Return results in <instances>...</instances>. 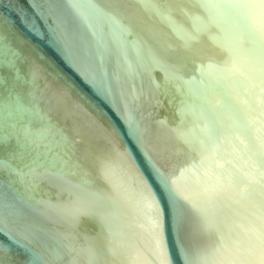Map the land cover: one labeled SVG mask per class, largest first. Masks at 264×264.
Listing matches in <instances>:
<instances>
[{
    "label": "snow or ice",
    "instance_id": "obj_1",
    "mask_svg": "<svg viewBox=\"0 0 264 264\" xmlns=\"http://www.w3.org/2000/svg\"><path fill=\"white\" fill-rule=\"evenodd\" d=\"M135 4L166 23L179 46L147 28L132 0H0V264H63L70 246L59 224L73 222L85 209L98 211L107 236L72 264H264V0ZM212 30L224 59L207 78L183 81L191 98L186 110L198 122L196 136L185 142L198 161L182 169L181 183L154 163L142 111L124 91L122 73L140 76L160 67L180 79L200 54L195 48L200 36ZM45 48L118 114L142 150L162 197H152L142 231L131 227L130 213L119 201L86 188L85 181L72 184L41 159L47 155L42 149L50 147L49 134L66 142L62 131L53 129L51 112L39 108L44 97L35 91V81L41 71L107 123ZM258 93L259 105L253 101ZM252 115L259 117L256 133ZM37 119L48 122L34 133ZM44 181L59 195L67 192L71 206L37 199ZM194 223L209 235L207 244L195 242ZM169 230L175 240L171 251L164 242ZM114 243L128 259L115 258Z\"/></svg>",
    "mask_w": 264,
    "mask_h": 264
},
{
    "label": "water",
    "instance_id": "obj_2",
    "mask_svg": "<svg viewBox=\"0 0 264 264\" xmlns=\"http://www.w3.org/2000/svg\"><path fill=\"white\" fill-rule=\"evenodd\" d=\"M98 2L103 3V0ZM132 2L134 10L147 28L161 34L173 46H179L180 41L171 33L166 23L157 17H150L135 4V0ZM198 14L204 15L202 12ZM177 19L186 26L190 25L187 17L178 15ZM215 35V30H212L200 36L199 42L195 44L200 54L182 69L180 79L171 78L160 67L140 76L122 73L124 91L133 106L142 111V125L146 129V138L150 141L147 146L156 154L154 163L164 172L173 173L181 183L185 180L182 169L198 161V156L185 142L196 136L198 122L192 112L186 110L185 102H190L191 98L187 95L183 81L191 80L193 76L197 79L207 78L216 73L224 54L217 47ZM45 53L71 79L82 96L105 114L107 123L77 95L66 93L59 81L41 71L35 81V91L44 97L39 108L44 113L51 112L50 123L53 129L61 130L66 138L64 142L59 136L49 134L45 143L50 147L42 149L47 151V155L41 159L54 165V170L65 173L72 184L85 181L86 188L119 201L130 213L131 227L137 232L142 231L141 225L148 220L145 213L152 210V197L162 199L158 182L152 175L142 150L128 136L127 128L118 114L52 50L45 48ZM253 101L260 104L259 93ZM249 121L257 125L253 132H259V117L252 115ZM47 122L37 119L32 125L33 132L38 133ZM232 151L233 155L240 156L238 151ZM35 196L37 199L50 198L53 202L66 206H71L73 199L67 192L59 195L47 181L37 186ZM161 207L165 205L162 203ZM59 228L66 234L65 243L70 246V251L66 250L63 264H72L74 257L90 245L96 244L101 236H107L98 211L87 209L81 211L71 223L60 222ZM191 231L196 243H208L209 235L195 223ZM164 242L170 251L174 250L175 240L170 230L165 233ZM113 247L117 260L129 258L118 244L114 243Z\"/></svg>",
    "mask_w": 264,
    "mask_h": 264
}]
</instances>
